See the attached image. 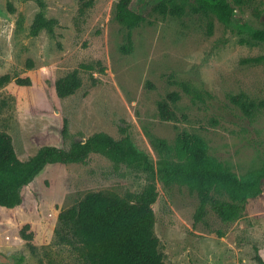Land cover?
Here are the masks:
<instances>
[{"label": "rangeland", "instance_id": "obj_1", "mask_svg": "<svg viewBox=\"0 0 264 264\" xmlns=\"http://www.w3.org/2000/svg\"><path fill=\"white\" fill-rule=\"evenodd\" d=\"M0 0V131L27 162L43 147L69 150L95 133L130 138L157 171L162 158L153 137L174 147L180 132L201 137L211 155L241 177L264 165V109L251 118L230 101L244 93L264 100V43L251 29L264 28V0H228L237 26L195 12V0H171L181 16L150 15L128 28L115 18L118 0ZM53 30L36 36L39 11ZM91 65V69L83 68ZM77 72L82 85L59 97L56 82ZM29 78L30 85L17 84ZM190 90V91H189ZM171 92L179 122L159 118L158 102ZM150 182L157 197L154 231L164 264H259L264 261V179L241 216L222 221L207 206L195 222L197 194L166 184L138 165L116 164L96 152L83 162L47 166L24 187L21 202L0 206V264H89L81 243L62 228L59 213L90 192L135 202ZM20 223H30L31 246Z\"/></svg>", "mask_w": 264, "mask_h": 264}, {"label": "trees", "instance_id": "obj_2", "mask_svg": "<svg viewBox=\"0 0 264 264\" xmlns=\"http://www.w3.org/2000/svg\"><path fill=\"white\" fill-rule=\"evenodd\" d=\"M84 6L90 3L79 0ZM243 4L244 0H235ZM195 12L214 14L221 22L237 26L239 11L228 0H195ZM183 6L171 0H118L115 18L128 28L147 21L153 14L181 16ZM54 20L45 18L39 11L31 26L36 36L43 29L53 30ZM253 40L264 43V28L251 29ZM90 70L91 65H83ZM10 78H1L4 83ZM19 85H30L29 78L18 79ZM82 81L75 71L56 82L59 97H67L80 88ZM190 91V90H189ZM181 99L178 92H171L158 102L159 118L164 122H179L173 105ZM230 101L249 118L264 109V100L251 101L244 93L232 95ZM162 158L157 171L148 156L138 150L130 138L115 140L106 133H95L84 143L77 142L69 150L43 147L27 162H22L15 151L11 137L0 131V206L13 208L21 202L22 191L47 166L57 163L83 162L88 154L100 153L118 164L138 165L153 177L157 172L166 184H185L197 194L199 206L195 222L207 214V206L224 222L237 220L249 199L261 193L264 165L249 177L228 171L211 153L205 141L192 133L180 132L174 147L164 139L153 137ZM264 146V141H263ZM157 197L150 182L135 202L116 195L90 192L72 207L59 213V221L67 235L81 243L89 264H164L155 234V214L152 208ZM30 223H20L21 236L32 247ZM259 264L264 261L257 257Z\"/></svg>", "mask_w": 264, "mask_h": 264}]
</instances>
